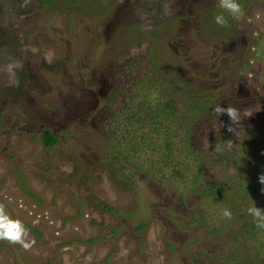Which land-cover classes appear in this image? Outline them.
<instances>
[{
	"label": "rangeland",
	"instance_id": "obj_1",
	"mask_svg": "<svg viewBox=\"0 0 264 264\" xmlns=\"http://www.w3.org/2000/svg\"><path fill=\"white\" fill-rule=\"evenodd\" d=\"M52 1L0 0V204L35 240L28 251L0 241V264H264V245L247 233L264 243L247 214L254 202L264 209L262 0H238L242 13L227 25L236 28L234 41L212 23L218 0ZM135 58L146 82L170 81L147 91L153 104L186 111L196 96L253 112L236 134L209 116L207 130L194 128L208 137L196 139L201 182L225 186L220 197L203 196L194 176L160 168L148 155L117 180L115 157L130 147L115 154L94 120L130 73L124 62ZM47 129L59 139L49 148ZM148 169L161 180L147 178Z\"/></svg>",
	"mask_w": 264,
	"mask_h": 264
},
{
	"label": "trees",
	"instance_id": "obj_2",
	"mask_svg": "<svg viewBox=\"0 0 264 264\" xmlns=\"http://www.w3.org/2000/svg\"><path fill=\"white\" fill-rule=\"evenodd\" d=\"M35 1L48 5L53 3L52 0ZM214 3L218 4L217 2ZM261 3L259 5L264 8V0ZM261 10L264 11L262 7L260 8ZM217 11L220 14L223 12L220 7H217ZM223 14L227 20L231 21V16L228 13L223 12ZM231 22L229 29L226 27V29L231 31L230 35L224 34L222 36L223 40L234 41L235 38L238 39L235 34L237 32L236 28H232ZM212 23L216 24L215 20ZM218 27L220 26L218 25ZM212 29L215 30V27ZM151 49L154 48L152 47ZM124 63L126 67L130 68V73L119 79L118 84L115 86L117 92L114 96V101L110 102L109 100V103L99 108L97 110L98 116L94 120V126L110 136L111 149L115 154L119 151V146L121 145L130 147L127 154L119 152L118 156L116 155L115 157L116 164L119 166L116 172L117 180L122 181L128 175L131 169L128 164L132 165L131 160L139 161L141 156L148 155L149 158L155 159V163L160 165V168L173 173L179 172L184 178L188 177V179L191 178V175L194 176L191 180L192 186L199 187L203 191L201 193L203 196L220 197V194L222 195V192L226 190L225 186L205 185L201 182L200 164L204 161V153L197 149L198 142L196 139L202 140L206 135L202 136L201 139L194 131L195 127H198V130H207L206 128H209V126L205 128L206 122L202 121V119H205L204 117L208 118L209 116V121L218 119L213 114V110H210L211 107H215V104L203 103V99L196 96H191V99L188 100L189 94L185 88L183 91H180L181 89L179 91L181 92L180 96L186 98L189 102L188 110L184 111L174 105V103L167 101L153 104L147 95V91L158 90L160 84L169 85V79L161 77L158 80L151 79L146 82L149 74L145 72V69L141 67L140 62L136 58L131 61L127 60ZM147 63L151 67L156 68V56H150ZM119 85L121 88L118 90ZM229 103L226 101L222 105L227 107ZM219 119H221L219 120L221 129L225 131V134H228L229 131L226 124L230 123L229 118L227 120V116L223 115ZM181 133H184V136H181ZM42 137L45 147L48 148L55 146L59 141L57 134L48 129L44 131ZM206 138L208 137L206 136ZM110 165L114 167L112 163ZM137 167H140V161L139 164L137 163ZM191 170L194 172H191ZM154 171L155 169H148L145 171V175L149 179H160L153 175ZM160 173L165 172L160 170ZM119 184L124 185L122 182H119ZM235 186L239 189V185ZM240 191L245 196L247 195L243 189L240 188ZM205 192L208 194H205ZM247 224L249 225V222ZM140 228L143 229L144 224ZM247 233L250 237L257 240L260 246L264 245L258 239L259 236L257 237V234L252 230Z\"/></svg>",
	"mask_w": 264,
	"mask_h": 264
},
{
	"label": "clouds",
	"instance_id": "obj_3",
	"mask_svg": "<svg viewBox=\"0 0 264 264\" xmlns=\"http://www.w3.org/2000/svg\"><path fill=\"white\" fill-rule=\"evenodd\" d=\"M218 5L223 12L228 13L235 19H239V16L242 13V6L238 0H218ZM223 12L216 15L214 20L217 25L227 27L228 20ZM16 67H22V65L17 63ZM18 83V80L13 81V84L16 86H18ZM213 114L217 118L227 115L230 120V123L227 125V130L236 134L237 130L242 127L243 120L251 117L253 112L249 109L241 110L231 104H228L227 107H222L221 104H218L214 107ZM215 150L217 152H221L223 150V146L218 143L215 145ZM258 181L264 185V174L258 177ZM247 214L252 217L255 227L258 230L264 231V209L257 207L254 202L253 205L247 208ZM232 215V212L228 209H225L223 212V217L226 219H232ZM27 237L28 229L25 227L23 222L12 218L6 212L5 206L0 204V241H6L13 245L19 244L24 250L28 251L34 246L35 240L29 241Z\"/></svg>",
	"mask_w": 264,
	"mask_h": 264
}]
</instances>
